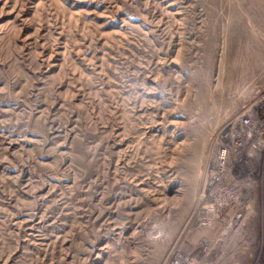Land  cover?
<instances>
[{
    "label": "rangeland",
    "instance_id": "rangeland-1",
    "mask_svg": "<svg viewBox=\"0 0 264 264\" xmlns=\"http://www.w3.org/2000/svg\"><path fill=\"white\" fill-rule=\"evenodd\" d=\"M263 94L264 0H0V264H264V149L209 197Z\"/></svg>",
    "mask_w": 264,
    "mask_h": 264
},
{
    "label": "built area",
    "instance_id": "built-area-1",
    "mask_svg": "<svg viewBox=\"0 0 264 264\" xmlns=\"http://www.w3.org/2000/svg\"><path fill=\"white\" fill-rule=\"evenodd\" d=\"M263 149L264 94L217 136L209 175V197L214 206L227 207L237 199L236 182L241 180L245 160L259 157ZM168 264H184V260L175 257Z\"/></svg>",
    "mask_w": 264,
    "mask_h": 264
}]
</instances>
